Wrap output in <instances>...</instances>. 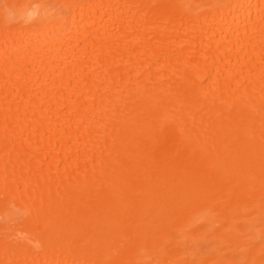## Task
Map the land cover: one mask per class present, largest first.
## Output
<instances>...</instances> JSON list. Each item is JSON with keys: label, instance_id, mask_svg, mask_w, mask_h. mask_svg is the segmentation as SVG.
Wrapping results in <instances>:
<instances>
[{"label": "bare ground", "instance_id": "6f19581e", "mask_svg": "<svg viewBox=\"0 0 264 264\" xmlns=\"http://www.w3.org/2000/svg\"><path fill=\"white\" fill-rule=\"evenodd\" d=\"M0 264H264V0H0Z\"/></svg>", "mask_w": 264, "mask_h": 264}]
</instances>
